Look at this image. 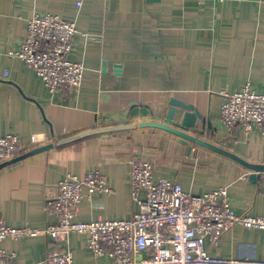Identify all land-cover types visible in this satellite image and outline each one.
Instances as JSON below:
<instances>
[{"label":"crops","instance_id":"1","mask_svg":"<svg viewBox=\"0 0 264 264\" xmlns=\"http://www.w3.org/2000/svg\"><path fill=\"white\" fill-rule=\"evenodd\" d=\"M44 12L76 23L72 57L85 64L76 90L50 92L10 53L25 37L28 18ZM246 84L264 90V0H0V136L17 135L20 153L89 128L162 120L176 97L210 121L204 139L261 163L264 134L220 122L221 91ZM135 155L152 162L156 180L178 182L192 194L226 186L237 212L264 213V184L261 177L248 178L250 169L206 147L191 144L188 150L177 135L143 126L86 135L1 168L0 217L11 226L55 224L58 216L46 198L57 182L95 170L109 191L83 198L77 219L130 217L138 210L130 185ZM205 247L221 258L263 260L264 229L235 225L217 246L206 239ZM0 248L18 264H46L50 252L67 248L73 264H115L95 258L77 232L4 238Z\"/></svg>","mask_w":264,"mask_h":264},{"label":"built area","instance_id":"2","mask_svg":"<svg viewBox=\"0 0 264 264\" xmlns=\"http://www.w3.org/2000/svg\"><path fill=\"white\" fill-rule=\"evenodd\" d=\"M76 31L75 21L56 13H35L27 20L19 48L10 53L32 68L50 92L59 88L76 90L85 71L84 62L72 57ZM221 94L223 126L230 129L240 123L247 133L256 129L264 134V90L246 84ZM20 147L17 135L0 136V161L17 155ZM261 179L264 184V172ZM56 185L55 194L47 197L46 202L57 214V223L39 229L11 226L0 217V240L38 233L68 236L77 232L85 236L95 258H109L115 264H264V259L213 256L205 247L206 239L217 246L222 234L235 225L264 229V213L237 212L226 186L192 194L178 182L154 179L152 162L135 155L130 160V185L138 210L125 218L82 221L77 216L83 198L96 191H109L104 176L96 170L82 177L68 173ZM45 262L73 264V252L69 248L50 252ZM0 264L18 263L13 261V254L0 248Z\"/></svg>","mask_w":264,"mask_h":264},{"label":"water","instance_id":"3","mask_svg":"<svg viewBox=\"0 0 264 264\" xmlns=\"http://www.w3.org/2000/svg\"><path fill=\"white\" fill-rule=\"evenodd\" d=\"M104 64V63H103ZM115 70L118 72L120 71V64L115 65ZM169 106L166 109L164 117L162 120H148V121H139V122H130V123H121L109 126H98L94 128H89L75 134H70L69 136L63 138H53L52 141L35 146L29 150H26L20 154H17L9 159L0 161V169L17 162L21 159L26 158L32 154L48 150L50 148L56 147L63 143L69 142L71 140L94 134V133H103L104 135H108V132L115 131V130H122V129H131L136 127H156L166 131H169L179 137V141L183 144L188 145V150L191 149V144H195L197 146L206 147L217 152H220L230 158L235 159L236 161L243 164L246 168L250 169V173L248 178L252 181L261 177V173L264 172V162L261 163H253L249 162L234 152H231L227 149L221 148L220 146L216 145L215 143L206 140L202 137L205 133V129L211 128L212 124L209 120L204 118V116L200 113L198 107L194 104L184 102L176 97H171L168 101ZM182 110L180 114H177L176 108ZM197 120L201 122L198 123ZM211 130V133H213Z\"/></svg>","mask_w":264,"mask_h":264},{"label":"rangeland","instance_id":"4","mask_svg":"<svg viewBox=\"0 0 264 264\" xmlns=\"http://www.w3.org/2000/svg\"><path fill=\"white\" fill-rule=\"evenodd\" d=\"M20 151V150H19ZM19 151H17L16 153H20Z\"/></svg>","mask_w":264,"mask_h":264}]
</instances>
